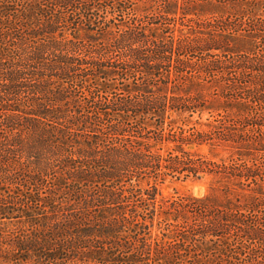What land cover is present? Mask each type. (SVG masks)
Segmentation results:
<instances>
[{
  "label": "trees",
  "instance_id": "1",
  "mask_svg": "<svg viewBox=\"0 0 264 264\" xmlns=\"http://www.w3.org/2000/svg\"><path fill=\"white\" fill-rule=\"evenodd\" d=\"M0 264H264V0H0Z\"/></svg>",
  "mask_w": 264,
  "mask_h": 264
},
{
  "label": "rangeland",
  "instance_id": "2",
  "mask_svg": "<svg viewBox=\"0 0 264 264\" xmlns=\"http://www.w3.org/2000/svg\"><path fill=\"white\" fill-rule=\"evenodd\" d=\"M94 36L93 32L81 29L77 32V37L87 38ZM202 152L207 153L214 159L220 158L224 155V152L218 150H210L209 147L204 146L201 149ZM216 184V180L211 175H203L200 179H175L167 178L163 182L157 184L158 187V198H170L177 195H193L202 196L204 195L211 186ZM157 231V230H156Z\"/></svg>",
  "mask_w": 264,
  "mask_h": 264
}]
</instances>
